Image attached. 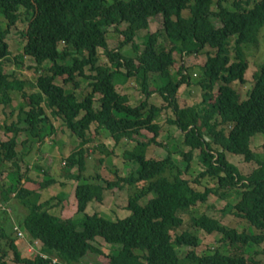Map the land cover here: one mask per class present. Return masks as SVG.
<instances>
[{"label": "trees", "instance_id": "16d2710c", "mask_svg": "<svg viewBox=\"0 0 264 264\" xmlns=\"http://www.w3.org/2000/svg\"><path fill=\"white\" fill-rule=\"evenodd\" d=\"M214 2L216 11L211 10ZM20 7L30 12L20 58L30 57L38 66L48 62L46 73L38 74L29 83L35 88L30 93L23 88L25 80L6 72L3 65L10 56L5 37L18 21ZM184 9L189 10L188 16L182 15ZM0 11L6 19V27H0V106L11 105L12 90L19 92L23 100L18 104V115H21L18 122L3 126L11 136L5 141L0 139V163L2 159L10 161L16 157L20 132L27 138L43 139L49 119L47 112L61 119V126L79 139L78 145L65 157V166H77L78 173L71 174L70 178L77 182L75 214L82 213L78 218H63L50 212L49 200L40 201L36 189L53 181L45 177L35 188H30L16 176L8 190L0 191V204L6 211H0V240L3 237L7 242V248L0 252V264H79L83 261L100 264L89 256L104 254L93 243L96 237L112 246L120 244L108 253L106 264H248L241 253L225 254L218 248L199 253L197 248L201 244L197 234L184 230L171 235V231L183 223L181 214L197 202H205L210 194L224 198L226 189H237L238 200L233 204L226 202L224 209L231 208L233 214L247 220L259 233L248 234L226 227L204 212L189 217L191 226L208 234L221 233L222 240L239 248L249 242H264V143L260 155L249 148L252 135L257 132L264 135V61L252 75L253 85L246 99L240 100L232 87L235 81L245 82L248 62L241 44L258 41L264 25V0H232L230 6L224 5L223 0H113L110 3L106 0H0ZM157 14L162 16V29L170 45L158 47L159 30H156L144 35L140 47L134 41L136 31L148 29L149 18ZM211 16L219 21V26ZM121 23L126 24L120 30L123 39L117 47L109 49L107 28L114 26L118 30ZM232 37L233 57L229 51ZM126 43H131L134 57L122 54V45ZM205 47L212 51L198 67L200 74L196 82L201 89V100L180 106L179 87L184 83L191 85V81L182 67L177 68L178 79L173 78L170 73L175 62L173 53L195 55ZM99 48L107 59L103 63L99 62ZM69 57L71 62H65ZM82 77L88 80L83 89ZM130 77L143 95L136 105L130 104L128 96L119 93L113 83L114 79L124 81ZM67 84L71 86L66 87ZM78 91L82 96H78ZM153 93L160 95L165 105L149 103ZM164 106L170 108L174 116L170 122L183 133V144L189 147L188 151L181 152L183 159L179 166L173 164L170 153L161 159L146 157L148 145L151 140L155 142L160 129L154 120ZM91 124H96V131L106 129L115 143L132 138L142 129L152 136L145 142L136 141L132 148L122 152V158L133 164L127 174L115 173L111 180L97 175L96 183L87 182L83 172L88 152L84 145L93 139L91 135L88 137ZM194 151L198 152L203 169L191 181L182 175L189 170ZM227 151L243 155L245 161H257V167L247 176L241 174L227 161ZM44 172L46 175L47 171ZM204 176L214 178L215 186L196 190L192 183H199V178ZM29 180L26 177V182ZM139 182L142 184L138 185ZM124 185L129 190L125 205L128 215L112 221L97 212L85 213L91 200L102 201L104 190L117 192ZM150 193L153 196L141 205L139 200ZM11 194L24 208L17 225L10 216L13 207L7 203ZM13 224L31 240L41 243L38 252L46 258L39 253L20 255L11 239ZM180 246L190 249L179 256ZM9 251L14 262L5 258ZM52 258L57 262L52 263Z\"/></svg>", "mask_w": 264, "mask_h": 264}, {"label": "rangeland", "instance_id": "374dc122", "mask_svg": "<svg viewBox=\"0 0 264 264\" xmlns=\"http://www.w3.org/2000/svg\"><path fill=\"white\" fill-rule=\"evenodd\" d=\"M108 3L112 2L113 0H106ZM232 0H223V4L226 6L231 5ZM211 10L216 11V4L215 2L211 5ZM18 21H16L15 25L9 28V31L5 37V41L8 44V49L10 51V56L8 60L4 61V70L8 73L13 72L14 77H21V80H25V84L23 86L24 90L26 93H30L35 89L32 85L29 83H33L35 80V77L38 74L46 73V66H48V62L45 61L43 65H36L33 59L30 57H23L20 58L22 54V48L25 43V36L24 32L27 28L28 20L30 18V12L27 13L22 7L19 8L18 11ZM183 16H188L189 15V10L184 9L182 11ZM211 20L216 26H219V21L214 17L211 16ZM163 25V19L162 16L160 15H155L149 19V26L148 29H141L136 31V34L134 36V41L139 44L140 47L143 46V40H144V35L147 32H155L156 30H159V37H158V47H168L169 41L167 40L165 33L162 29ZM126 26L125 23H121L118 25V30L114 29V26H110L107 28V34H106V39H107V46L109 49L115 48L118 46L119 42L122 41L123 35H121L120 30L124 29ZM0 27L5 28L6 27V19L4 18L3 14L0 11ZM59 47H61V44H59ZM243 47L242 51L244 53V57L248 62V69L245 72V82L244 83H239L237 81L232 83V87L237 91L239 94L240 100L246 99L248 96L249 91L252 88L253 85V73L258 70L260 64L264 61V25L260 28L259 34H258V41L256 44H241V48ZM99 62H105L106 57L104 55L103 49L99 48ZM212 51L211 48L205 47L201 52L195 55H186V54H179V53H173V58L175 60L174 64L172 67H170V73L172 74L174 79H178V74L177 68L182 67L181 69H185L187 74L190 76V81L191 85H188L186 83L182 84L179 87L178 90V101L180 106H184L186 104H194L195 102H198L201 100V89L196 82L200 72H199V65H201L205 59L206 56ZM229 51L231 57H233V37L230 38L229 41ZM122 54L126 56H135V52L133 51L131 47V43H126L122 45L121 48ZM71 57V56H70ZM68 58L65 62H71V58ZM183 61V62H182ZM87 70V68H85ZM86 73H89V70L86 71ZM195 74V75H193ZM83 80L81 82V88L85 86V83L88 82L84 77L80 78ZM57 82H60L57 80ZM117 91L124 92V94H127L129 98V103L132 105L138 104L140 99L143 98V95L141 94L136 81L134 80L133 77L128 78L127 80L120 81V79H114L113 81ZM70 84H67L66 87H68ZM71 86V85H70ZM151 89H153V86H150ZM217 86H215L214 91H216ZM83 89V88H82ZM134 90V91H133ZM136 91V92H135ZM140 98L138 97V94ZM12 102L11 105L9 106H0V135L3 138H9V136L6 134L8 131L5 132L3 126L4 125H9L11 122L17 123L18 122V117L20 119L21 115H18V104L22 103L23 100L20 96V93L12 90ZM78 96H82V92L78 91ZM123 94V93H122ZM154 94V93H153ZM156 94V93H155ZM152 96V94H151ZM149 96V98L151 97ZM160 95H156L153 97V100L148 98L149 103H157L159 100ZM158 99V100H157ZM163 101V100H162ZM152 103V104H154ZM163 103H161L162 105ZM98 103L96 102V106ZM13 108V114L9 115L10 109ZM170 109V108H169ZM171 111V110H170ZM165 114V113H164ZM164 114L160 116L161 120H164L165 116ZM168 115V114H166ZM172 116L168 117L167 122L160 124V121L155 119L154 122L157 123L160 127L158 136L156 137L155 142L151 140V142L148 145V148L146 150V157L147 158H156V159H161L166 156V154L170 153L172 157V161L174 165H180L182 163V155L181 152H186L189 150V147L183 144V133L174 125L170 122V120L173 118ZM159 118V115L157 116ZM55 125L61 124V119L59 120L57 117L53 118ZM157 120V121H156ZM46 126V125H45ZM104 129V128H102ZM46 132L43 135V139L40 141L41 150L46 151L48 156H52L53 162L47 167L48 169H51V175H42L40 176L41 178H49L52 181H54V187L53 189L58 192V195L67 198L68 193L70 192L69 188L66 190H62V187L57 180L63 181L61 178L68 180L66 178V175L68 176L69 173H78L77 171V166L74 167H69L65 166V155L69 154L73 148L76 147V144H78V138L74 134H70V131L67 129H64L66 131V135L69 133L73 139V141L68 140V137L66 139L59 133L58 135H55V139L53 140H46L44 137H48L49 135L53 134L54 127L52 126V129H45ZM93 130V125L90 127V130H88V133ZM106 132H104L101 135V141L104 142V144H97L92 147V150L88 152V157L86 158V164H85V170H84V176L86 177L87 182H95L96 176L101 173L103 176L108 177V174L110 173L112 175L111 179L115 178V173H117L119 176H122L127 174L130 168L133 166V164L130 161L124 160L122 158V152L125 149H130L132 148L136 141H147V139H150L152 136V133L142 129L140 130V133L137 135H133L132 138L130 139H122L119 142L115 143L111 135L108 133L106 129H104ZM103 132V131H102ZM109 135V136H108ZM26 135L23 132H20L18 134V140L19 138H23ZM160 136V139L158 138ZM175 139L174 143H171V138ZM109 138L113 140V149H117L119 152V157L117 160L113 161L112 157L109 156L108 152L111 153L108 147L106 145L109 143ZM33 139V138H32ZM36 139H33V143H35ZM99 142V139H98ZM264 143V135L260 132L255 133L249 138V148L254 152L256 155H260L262 153V145ZM187 147V150H182L183 146ZM73 146V148H72ZM72 148V149H71ZM152 153L150 152V149ZM169 148H173L174 151L173 155L172 153L168 150ZM20 147H18V152H20ZM32 151L30 152V156L25 157L23 155L16 156L14 158V163L12 160H3L0 163V173H7V178L9 181H6L4 186L0 185V188L2 190L9 188V186L13 183L14 179H16V174L18 173L17 169V164H21L23 168L26 166V164H29L30 161L32 160V157L34 154L38 153V149H31ZM159 154H163L161 157H157ZM226 159L229 163L233 164L236 166L239 170L240 173H245V176L249 175L250 172L257 167V161L251 160V161H245L243 158V155L241 154H233L231 152H225ZM242 157V159L240 158ZM64 162V165H63ZM40 163L33 162L32 167L28 168L31 169V171L35 173H45L44 171L47 169L46 164L45 165H40ZM110 165V166H108ZM178 165V166H179ZM182 165V164H181ZM134 166H136L134 164ZM113 167V169H110ZM202 164L199 160L198 152L194 151V155L192 156L191 162H190V167L187 173H183L182 177L183 178H188L189 180L192 181L197 174L201 171ZM22 168H20L21 170ZM44 170V171H43ZM23 172V169H22ZM63 173H66V175H62ZM39 178V177H38ZM3 179V178H2ZM111 179H106V180H111ZM73 180V179H72ZM69 181L68 184H70ZM199 183H202V186H208V187H214L216 184V180L214 178H210L208 176H204L199 178L198 180ZM142 183L139 182L138 185H141ZM193 184V183H192ZM193 186H196V184H193ZM224 189H222L223 191ZM237 189L234 190H225V196L222 202L211 200L213 201L212 203H201L197 202L195 205H193L188 211H185L181 214L183 217V223L179 225L176 229L171 231V235L178 234L184 230H187L189 232H192L194 234H197V236L200 239V246L198 247V252L201 253L204 249H213V248H218L220 251L224 252L225 254H234V253H241L244 255L248 261V264H264V242L260 244H254L252 242L242 244L243 246H240V248L237 245H230L228 241L222 240V234L213 232L211 234H208L204 232L203 230L197 228V227H192L189 217L192 214H195L196 212H205L206 214L210 215L211 217L215 219H221L223 221V225L226 227H234L237 229V231H245L248 234H257L259 233V229H257L255 226L251 225L247 220L242 218L241 216L233 214V210L230 209H224L223 203L226 204V202L233 204L238 200V193ZM128 193L129 190L127 189V186L124 185V188L122 190L117 191L115 194L111 195L110 190L107 189L106 194H105V199L102 201V204L99 205L96 200H91L87 204V207L85 209V213L87 214H92L94 212H97L100 214L105 219L108 220H117L118 218H122L126 215H128L130 212L125 208V204L127 203L128 199ZM104 195V194H103ZM153 196L152 193L148 195L147 197H144L139 200V203L143 205L149 197ZM211 195H209L210 198ZM216 196V195H215ZM213 197V195H212ZM217 197V196H216ZM208 198V199H209ZM207 199V200H208ZM126 200V201H125ZM224 204V205H225ZM12 209V205H10ZM56 209H50L53 213L58 214V212L53 211ZM15 211V212H14ZM14 211L12 209V214L10 216H13L15 219L14 224H18L19 219L23 212L24 208L23 207H14ZM231 211V215L229 214ZM6 212V211H5ZM74 211H69L66 213H61L59 212L60 216L63 218L66 217H73V218H78L79 215L81 214H75ZM10 212L8 213L9 216ZM9 216V217H10ZM12 220V219H11ZM13 224V226H14ZM222 224V223H221ZM2 225L0 224V227ZM21 229V228H20ZM80 229V227H79ZM22 230V229H21ZM10 231V227H8V232ZM24 236L29 239L28 235L26 232L23 230L22 231ZM12 235H15V232H12ZM5 238L1 237L0 240V252L1 250L6 247L7 248V242L4 241ZM31 240V239H29ZM32 241V240H31ZM34 242H38V240H33ZM33 242V243H34ZM94 244L98 245L104 250L103 256H94V255H89L91 259L93 257L100 263V264H106L108 262V253L112 251V249H117L120 247V244H106L103 242V240L100 237H96V240L93 242ZM38 246V244H35ZM114 247V248H113ZM190 248L187 246H180L177 248V253L179 256H183L186 251H188ZM38 250V249H37ZM33 252H36L32 250ZM136 252H140L138 250H135ZM11 253V252H10ZM31 254L29 253V256ZM28 256V255H25ZM13 261V255L11 253L9 261ZM14 262V261H13ZM90 264V263H89Z\"/></svg>", "mask_w": 264, "mask_h": 264}, {"label": "crops", "instance_id": "0c3cea01", "mask_svg": "<svg viewBox=\"0 0 264 264\" xmlns=\"http://www.w3.org/2000/svg\"><path fill=\"white\" fill-rule=\"evenodd\" d=\"M161 16V15H160ZM150 19V18H149ZM183 62V61H182ZM204 63V62H203ZM202 63V64H203ZM201 64V65H202ZM183 71L184 72H186V70L185 69H183ZM187 73V72H186ZM116 88V87H115ZM134 91V90H133ZM136 92V91H135ZM120 93H123L124 94V92L122 91V92H120ZM138 94V93H137ZM125 95H127V94H125ZM158 96V94H152V96L149 98L150 99V101H151V99L153 100V97L154 96ZM137 98H140V96H139V94H138V97ZM159 98V97H158ZM158 100V99H157ZM152 103H154V102H152ZM161 103H163L164 105H165V102L164 101H162V99H161V97L159 98V100L157 101V103H154L155 105H158V106H161ZM162 104V105H163ZM48 113V116H49V119L47 120V123H46V126H45V128H47V129H49V126L50 127H54V131H53V134H51V135H49V137H52V139L54 140L55 139V135H58V133H59V135L61 134L65 139H66V137H68V140H70V141H73V139H72V137H71V135L70 134H72V133H68L67 135H66V131H64V129H66L65 127H63V126H61V124L59 125V124H57V125H55V123H54V120H53V118H54V116H51L50 114H49V112H47ZM165 113V114H164ZM9 115H12L13 114V112H10L9 111V113H8ZM164 114V116H165V118H164V120H161L160 119V116H162ZM166 114H168V115H166ZM169 116H172V112L170 111V109L169 108H166L165 106H164V108L162 109V111L159 113V118H156L157 120H159L160 121V124L159 125H162V123H163V121L164 122H167V121H169L168 120V117ZM156 120V121H157ZM11 123H13V122H11ZM10 123V124H11ZM93 125V130H91L90 131V133H88V137L91 135V136H93V139H90L89 141H88V143H86L85 145H84V147H86L87 148V152H90V150H92V147L94 146V145H97L98 143L99 144H104V142L103 141H101L100 139V137H101V135L104 133V132H106L104 129H99L98 131H96L95 130V126H96V124H91V126ZM90 126V127H91ZM162 127H163V125H162ZM90 130V129H89ZM103 131V132H102ZM8 136H11V132H7L6 133ZM109 136V135H108ZM45 139H47V137H44ZM159 139H160V136L158 137ZM171 138V137H170ZM0 139L2 140V141H5V140H7L8 138H3L1 135H0ZM98 139H99V142H98ZM175 139H172L171 138V143H174L175 141H174ZM39 141H41V140H35V143H33V139L32 138H27L26 136L25 137H23V138H19V140H18V137H17V145H16V151H17V155L16 156H20V155H23L24 157H25V155L26 156H30L31 154H30V152L32 151L31 149L33 148V149H38V153H36V154H34L33 155V157H32V160H29L30 161V163L29 164H26V166H24L25 168H23L22 167V165L21 164H17V169H18V173H14V174H16V176L18 177V178H20V182L22 183V184H24V185H26V186H28V187H30V188H35L36 187V184L37 183H39V182H41L42 181V179H44V178H41L40 176H42V175H44V173H35V172H33V171H31V169H28V168H31L32 167V164H33V162H36V163H40V165L42 166V165H45L46 164V167L45 168H47L50 164H51V162H53V159H52V156H48V154H47V152L46 151H42L41 150V146H42V144L41 145H38L39 143ZM78 143H79V140H78ZM78 144H76V146H77ZM183 146V145H182ZM18 147H20L21 149H20V152H18ZM106 147H108L109 148V150L108 151H110L111 153H109L108 152V154H109V156L110 157H112V160L113 161H115V160H117V158L119 157L118 155H119V152L117 151V149L115 150V149H113V140L111 139V138H109V143L106 145ZM72 148H73V146H72ZM71 148V149H72ZM150 150V152L152 153V151H151V148L149 149ZM171 153H172V155H173V152L172 151H174L173 150V148H169L168 149ZM182 150H187V147H185V146H183V149ZM68 154H66L65 155V157L67 156ZM162 157L163 156V154H159L157 157ZM173 157H174V155H173ZM241 159H242V157H240ZM14 158L12 159V162L14 163ZM64 165V164H63ZM108 166H110V165H108ZM20 168H22L23 169V172H22V169L20 170ZM110 169H113V167H111ZM203 169V167L201 168V170ZM44 171V170H43ZM45 171H47V174L46 175H51V169H46ZM7 173H0V185H3L4 186V184H5V182L6 181H9V179L7 178V175H6ZM71 174H73V173H69V175L67 176L66 175V173H63L62 175H66V178L68 179V180H65V179H63V178H61L63 181H61L60 179L59 180H57V182H59L60 183V185H61V187H62V190H66V189H70L69 191V193H68V196H67V198H63V197H61V196H59L58 195V192H56L54 189H53V187H54V181L50 184V185H48V186H46V187H43V188H37L36 189V191L40 194V201H46V200H49V204H48V206H47V208H49V211H50V209H56V210H53V211H56V212H58V215L60 216V214H59V212H61V213H66V212H69L70 210L71 211H76V200H75V194H74V189H75V186H76V184H77V182H76V180H72V178H70V175ZM241 174H243V175H245V173H241ZM99 176H100V178H102V179H111L112 178V175L109 173L108 174V177H106V176H103V174H101V173H99L98 174ZM123 175V174H122ZM26 177H29L30 178V180L29 181H27L26 182ZM39 177V178H38ZM3 178V179H2ZM72 180V182H70V184H68L69 183V181H71ZM100 181V180H99ZM98 182V181H97ZM196 184V186H193V184H192V186L196 189V190H199V191H201V190H203V186H202V183H195ZM64 185H66L67 187H65ZM2 190V188H0V191ZM106 191L107 190H104V192H103V199H102V201L105 199V194H106ZM116 192H113V191H111L110 190V194L111 195H113V194H115ZM211 196H210V198H209V196H208V200H206L205 202L206 203H212L213 201H211V200H214L215 198V201H218V202H221L220 204H222V202H224L223 201V199L224 198H221V197H216L214 194H210ZM212 195H213V197H212ZM102 201H96V202H98L99 203V205H101L102 204ZM126 201V200H125ZM91 202V201H90ZM7 203L9 204V206L10 205H12V207H13V210H14V207H20V205H18L17 203H16V200L13 198V194H11V198L7 201ZM202 203H204V202H202ZM224 204L225 203H223V207H224ZM126 205V204H125ZM15 212V211H14ZM50 212H52V211H50ZM205 213V212H204ZM230 214V213H229ZM231 215V214H230ZM3 216H4V218H6V213H4L3 214ZM81 215H79L78 217H80ZM219 221H220V223H222L223 224V221L221 220V219H218ZM21 230V229H20ZM21 231H23V230H21ZM11 239H13V241H14V244L16 245V247H17V249H18V251H19V253H20V255L22 256V257H24L25 255H29V252H30V250H29V248H30V246H32V247H34V248H36V249H39L40 248V246H41V243L40 242H37V243H35L33 240L31 241V240H27V238L25 237V236H23L22 238H19V237H17L16 236V234L15 235H12L11 236ZM34 242V243H33ZM35 244H38V246H36ZM190 248V247H189ZM197 250H198V248H197ZM11 251H9L8 252V254H7V256L5 257L6 258V260H9V258H10V255H11V253H10ZM11 264V263H10ZM14 264H19V263H14ZM79 264H86L84 261L82 262V263H79Z\"/></svg>", "mask_w": 264, "mask_h": 264}, {"label": "built area", "instance_id": "2783aa9c", "mask_svg": "<svg viewBox=\"0 0 264 264\" xmlns=\"http://www.w3.org/2000/svg\"><path fill=\"white\" fill-rule=\"evenodd\" d=\"M183 73L185 74L186 72L183 71ZM193 75H195V74H193ZM46 140H52V137H47ZM63 164H64V162H63ZM0 211H5L4 207L1 204H0ZM13 229H14V232H15L17 237L22 238L24 236L23 232L19 229V227L13 226ZM35 243H37V242H35ZM29 250H30V252H29L30 254L39 253L38 252L39 249L37 250L36 248H34L32 246H30ZM32 250H34L36 252H33ZM39 254L41 255V257L46 258L45 254H41V253H39ZM56 262H57V259L56 258H52V263H56Z\"/></svg>", "mask_w": 264, "mask_h": 264}, {"label": "clouds", "instance_id": "9594fccd", "mask_svg": "<svg viewBox=\"0 0 264 264\" xmlns=\"http://www.w3.org/2000/svg\"><path fill=\"white\" fill-rule=\"evenodd\" d=\"M49 137V136H48Z\"/></svg>", "mask_w": 264, "mask_h": 264}]
</instances>
